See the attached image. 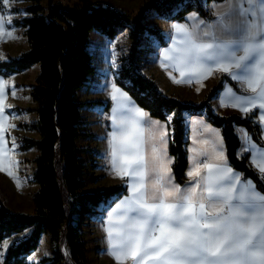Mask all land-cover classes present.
<instances>
[{
    "label": "trees",
    "instance_id": "obj_1",
    "mask_svg": "<svg viewBox=\"0 0 264 264\" xmlns=\"http://www.w3.org/2000/svg\"><path fill=\"white\" fill-rule=\"evenodd\" d=\"M28 1L27 15L17 18L16 24L23 27L29 47L18 56L0 61V73L8 75L40 64V72L31 88L37 106L29 108L37 113V120L31 125L38 129L40 136H21L23 149L36 147L38 150L33 159L38 189L33 194V212L13 211L0 194V244L13 234L31 230L8 248L1 264H37L27 256L39 248L43 234L49 235L53 255L44 256L39 264H87L90 248L82 228L83 204L98 205L125 190L123 185L92 192L85 190L89 164L81 156L86 148L80 146L78 140L90 136L91 132L85 129L82 109L85 102L79 100L78 95L96 72L95 55L90 49L94 30L113 38L128 28L130 53L121 56L122 65L115 80L152 116L168 120L169 114H174L169 121V151L174 156L172 167L179 184L188 181L190 137L185 113L206 112L210 121L223 132L231 164L245 177L253 178L264 192V173L253 166L248 153H238L240 137L236 125H245L261 142V126L252 117L255 114L218 115L213 111L211 101L228 80L225 75L196 104L178 95L166 94L153 76L143 72L146 54L151 51L143 46V37L154 35L165 43L162 30L145 22L149 10L155 8L161 15L176 20H184L192 10L211 17L201 0L144 3L137 12L95 0H79L73 5L62 0ZM229 81L236 86L233 80ZM92 103L103 102H86Z\"/></svg>",
    "mask_w": 264,
    "mask_h": 264
},
{
    "label": "snow or ice",
    "instance_id": "obj_2",
    "mask_svg": "<svg viewBox=\"0 0 264 264\" xmlns=\"http://www.w3.org/2000/svg\"><path fill=\"white\" fill-rule=\"evenodd\" d=\"M3 2L8 4L9 0ZM228 4L207 32L199 28L203 22H198L191 31L185 25H175V31L183 33L187 40L183 48L173 49L179 55L166 50L164 61H171L179 72L181 79L172 77L177 84L193 83L191 77L199 78L196 82H200L214 71L231 74L241 87L246 85L245 91L253 94L238 97L231 106L244 113L253 108L264 110V0H228ZM245 4L249 5L247 10ZM256 5L260 6L258 22ZM10 35L4 31V18L0 17V37ZM162 67L167 69L169 64L162 62ZM3 88L0 82V93ZM112 91L113 99L120 93L128 112L116 122L119 131L111 133L112 171L117 177L136 179L131 184L132 195L117 205L116 212L123 209V213L114 212L107 221L108 254L116 264L129 260L132 264H264V195H256L253 185L243 184L240 187L250 194L234 195L240 177L228 166L224 151L216 152L215 146L212 162L194 166L187 172V176L195 179L206 170L202 191L201 184L184 190L169 184L174 179L170 167L174 158L167 156L168 125L162 126L165 131L158 137L162 146L158 149L153 144L151 158L146 160L145 133H149L152 141L157 137L144 126L145 122L161 125L151 121L149 114L115 84ZM253 96L259 103L254 102ZM259 119L264 123V111ZM203 130L214 131L208 127ZM0 131L4 129L0 127ZM244 139H248L246 133ZM3 143L0 138V145ZM6 157L7 150L0 147V171L14 176L4 164ZM260 171L264 172V166ZM150 173L155 174L154 178L146 183ZM5 247L0 244V248Z\"/></svg>",
    "mask_w": 264,
    "mask_h": 264
},
{
    "label": "crops",
    "instance_id": "obj_3",
    "mask_svg": "<svg viewBox=\"0 0 264 264\" xmlns=\"http://www.w3.org/2000/svg\"><path fill=\"white\" fill-rule=\"evenodd\" d=\"M12 1V0H11ZM9 1V2H11ZM13 2V1H12ZM30 4V1L28 0H16L14 2V5H21L24 6L22 9L24 13L23 16L27 15V12L25 10V7ZM5 3L3 0H0V17L4 18V31L8 33H14L13 29L9 27L7 17L9 16H18V14H6L5 12ZM205 8L209 11V14L211 17H206L202 15L197 10L190 11L184 20H176V19H170V23L167 24L165 28L162 29V32L164 34L165 43L162 44L158 40V44L156 47L151 48V52L149 53V64L146 67L147 74L153 76L161 89L166 94H174L180 96L184 101L192 102V103H200L207 92L216 85L223 75H225L228 80L226 79L224 81V86L215 94L211 101V105L213 108L214 113L218 115H230V114H240L242 116L249 115L250 113H254L255 115L252 116L253 120L261 126V142H258L250 133L248 128L245 125H236V132L240 137V146L238 149L239 155H244L246 153L249 154V159L253 166H255L258 170H260V167L264 166V123H261L259 116L261 111L260 109L253 108L252 111L248 113H244L240 110V108L232 107L231 105L234 103H237V98L243 96H252L250 90L245 91L246 85L241 87V83L238 80L232 79L231 74L214 71L213 74L203 80H200V82H196L199 80L197 77H191V79L194 81L193 83H175L172 77L174 76L176 79H181L179 76V72L172 66L171 61H164V52L167 50L170 52V54L173 55H179V53H176L173 51L174 48H183L185 46V41L187 40V37L183 33H177L175 31V25L181 24L185 25L189 31L193 29L194 26H197L199 23V28L207 32L211 29V26L216 24L217 21L220 19L221 15L227 10L229 7L228 0H210L206 1V5H204ZM243 7L247 10L249 5H243ZM259 5L255 6V9L257 11L256 20L259 21ZM20 14V18H22ZM12 23V22H11ZM16 28H22V26L15 24ZM23 39H25L26 45L23 46V49H27L29 47L28 41L26 36L22 35ZM15 39L16 36L14 37ZM12 35L10 36H2L0 37V61L9 59L10 56H17L19 55L23 49L21 50H15L14 43ZM211 42V41H206ZM13 43V44H12ZM14 50V51H13ZM163 63H168L169 67L165 69L162 67ZM35 69L34 73V79L31 82L27 81V78L29 73L30 75H33L32 72ZM40 72V64L36 63L33 66H31L28 69H25L20 72H11L8 75H5L3 73H0V82L3 83V93H0V106L3 107V112L0 113V124L1 126L6 123V121H11L12 124H17L20 121L25 122L23 113H36L35 110H25L23 108H29V107H36L37 103L33 100L31 96V88L32 84L35 82L37 75ZM169 73L172 75L170 76ZM233 80L236 83V86H233L231 82L229 81ZM113 83V82H112ZM115 86L119 89H121L124 93H127V95L131 98L132 101L135 102V105L143 109L145 112L149 114V117L151 121H158L161 127H156L155 125H151L149 122H145V127L150 130V132L157 137L155 141L151 140V137L149 136V133H145L146 137V144H145V157L146 160L151 158V147L154 146L158 149L162 146L159 142V135L162 134L165 131V128L162 127L163 125H168L167 127V156L169 158H174V156L169 151V144H170V138H171V128L169 125V121L173 117V113L169 114L168 120H164L158 117H154L151 115L150 111L141 107L135 99H133L130 94L124 90L122 87H120L116 82H114ZM113 86V85H112ZM109 99V109L107 111L106 119L109 121L108 117L111 116V122L109 121L107 134L110 131V134L113 131H119V125L116 123L117 121L123 119L125 116L128 115L127 108L124 106L126 102L122 101L120 99V93H116V99L114 102L113 99V91H110V94L108 95ZM254 102L259 103L258 100H255V97L253 96ZM106 105V104H105ZM249 106L250 105H245ZM37 117V116H36ZM115 117V120L113 119ZM185 119L187 126L189 128V137H190V143L188 146L189 149V165L187 167V172L192 170L194 166H198L203 163H210L212 162V155L213 153V146H215V151L219 152L221 150L224 151L226 157H227V164L230 166L235 173H237L240 177V182L237 185V191L234 195L240 196V195H249L250 193L246 190L242 189L240 187L241 184L243 185H253L255 189L256 195H264V192L257 186L256 182L251 177H245L243 175V172L237 168H235L228 157L227 154V147H226V141L223 135V132L220 127L213 124L210 119L207 116L206 112L203 113H185ZM36 121V119L34 120ZM33 121V122H34ZM21 126V125H20ZM205 127L211 128L214 131L213 132H205L203 129ZM37 129V128H36ZM38 131V129H37ZM217 133L219 134L217 136ZM244 133L247 134V141L244 139ZM38 136H40V133L38 131ZM6 138V137H5ZM222 139V144L220 143V140ZM11 140V139H10ZM204 141H209L208 144H205ZM20 143H22L20 141ZM79 143V142H78ZM108 144V145H107ZM106 147L101 151L100 155L101 158L96 160H91V163L93 165V171L94 174L92 176H86L87 178V186L85 187L86 191L92 192V191H98L106 187H111L115 185H123L125 187L124 192L118 197H114V199L111 201L110 205L105 207V216L104 220H102L101 225L98 226V233L99 238L98 240L103 243L102 248H109V242L107 238V221L110 215H112L114 212H116L117 205L120 204L126 197H130L132 195L131 192V184L136 182L135 178L132 177H125L120 178L117 177L114 172L112 171V165H111V141L108 142ZM0 147H3L7 150V157L4 158V163L8 167H10V170L14 173V166L16 159L19 162L21 156H19V152L27 151V149L21 148L20 144L18 146H13V142L8 141V139H5L4 143L0 145ZM35 148V147H31ZM196 149V152H193V149ZM38 152V151H37ZM82 153V152H81ZM99 156V155H98ZM87 160V159H85ZM117 163H119V157L116 158ZM195 161V164H194ZM173 164L170 165L172 169V176L174 179L169 181V184H173L175 186H179L182 190H184L187 187H195L197 184H201V191L204 186V179L206 178V170L202 173L201 177H197L193 179L192 177L188 176V181L181 185L175 178V174L173 171ZM264 173V172H263ZM153 173H150L148 179L146 180V183H150L151 180L154 178ZM93 184L92 189H90V185ZM227 186V185H225ZM239 201H234V203H238ZM105 204V203H102ZM92 205V204H91ZM98 207H101V203L99 205H96ZM104 207V206H102ZM123 213V209H121L119 212H116L117 215H121ZM113 226H115V220L113 221ZM10 237V236H9ZM8 237V238H9ZM7 238L4 240L3 244L7 245L5 248H0V264L2 263L4 256L11 244H6ZM101 243V244H102ZM112 257V256H111ZM29 260L31 259V254L27 256ZM114 259V257H113ZM129 264H132V262L129 260Z\"/></svg>",
    "mask_w": 264,
    "mask_h": 264
},
{
    "label": "rangeland",
    "instance_id": "obj_4",
    "mask_svg": "<svg viewBox=\"0 0 264 264\" xmlns=\"http://www.w3.org/2000/svg\"><path fill=\"white\" fill-rule=\"evenodd\" d=\"M11 1V0H9ZM13 1V2H12ZM5 5L6 14H18V16H9L7 17L9 27L13 29L14 33L12 34V39L15 50H22L23 46L26 45L25 39H23V29L16 28V19L23 16L24 11L22 10L24 6L14 5L16 0H12ZM46 0H44L45 2ZM64 3L73 5L79 0H62ZM103 3H107L121 10H127L130 12H137L144 3H159L162 0H95ZM203 5H206V0H201ZM205 7V6H204ZM170 17L161 15L157 9L151 8L148 12V16L145 19V22L148 25H152L160 28L161 30L168 26L170 23ZM12 22V23H11ZM16 36L17 39L14 37ZM11 39V40H12ZM12 43V44H13ZM143 46L145 48H153L159 43L158 39L154 35H147L143 37L142 40ZM131 41L128 37V28L122 29L115 37L111 38L106 34L102 33L99 30H94L91 35L90 49L95 55L96 59V72L89 80L88 84L85 85L82 89L79 90L78 98L85 104L82 106L83 109V119L85 129L91 132L90 136H82L78 140V144L86 149L82 151L81 156L84 159H87L89 167L87 169V175L93 176V165L91 160H96L101 158V151L106 147L108 142L111 141L110 131L107 134V129L109 121L111 122V116L109 115L106 119L107 111L109 107H106L109 103L108 97L110 91L112 90V85L116 82V76L119 74L120 67L122 65L121 56L129 55L130 53ZM28 49V48H27ZM25 49V50H27ZM23 49V51H25ZM14 51V50H13ZM22 51V52H23ZM21 52V53H22ZM146 54L145 65L143 72L147 74L146 67L149 64V53ZM20 53V54H21ZM19 54V55H20ZM18 56V55H17ZM35 69L32 74L29 73L27 81L31 82L34 79ZM149 75V74H148ZM113 82V83H112ZM35 83V82H34ZM33 83V84H34ZM32 84V85H33ZM117 84V83H116ZM32 96V95H31ZM101 100L103 103H92L86 104L88 101ZM115 102V99H114ZM106 104V105H105ZM33 108V107H29ZM29 108H23L29 111ZM31 111V110H30ZM25 122H19L16 125L12 124L11 121H6L0 127L4 131H0V138L5 141L8 139L9 142H13V146H18L20 144L22 148L21 136H31L39 137L38 131L35 127H32L33 121L37 120V115L33 113H23ZM36 122V121H34ZM25 123L26 125H21ZM6 137V138H5ZM11 139V140H10ZM107 144V145H106ZM37 148H28L27 151L19 152L21 156L20 161L16 159L14 166V176H9L7 172L0 171V194L6 201L7 205L13 211H34L33 203V194L38 189V184L34 181V168L35 163L33 161L34 157L37 155ZM99 155V156H98ZM5 164V163H4ZM87 178V177H86ZM19 183V186H18ZM90 189H92L93 184H89ZM107 188V187H106ZM120 196V195H119ZM118 196V197H119ZM114 199V197H112ZM112 198L108 199L105 202H101V207L96 205H91L90 202L83 204V224L82 228L85 231L84 237L87 240L89 245L88 251V263L87 264H116L115 260L111 255L108 254L107 248H102L103 243L98 240V226L101 225L102 220L105 216V207L110 205ZM112 199V200H111ZM86 202V201H85ZM105 203V204H102ZM99 205V204H98ZM104 206V207H102ZM30 229L22 233H16L7 237L6 244H13L18 239L28 235ZM4 242V241H3ZM102 243V244H101ZM10 245V246H11ZM9 246V247H10ZM53 250L49 242V235L43 234L42 239L39 244V248L31 253L32 261H35L37 264L40 263V260L44 256H52ZM128 262V261H127ZM129 264V263H126Z\"/></svg>",
    "mask_w": 264,
    "mask_h": 264
},
{
    "label": "bare ground",
    "instance_id": "obj_5",
    "mask_svg": "<svg viewBox=\"0 0 264 264\" xmlns=\"http://www.w3.org/2000/svg\"><path fill=\"white\" fill-rule=\"evenodd\" d=\"M183 5V4H182Z\"/></svg>",
    "mask_w": 264,
    "mask_h": 264
}]
</instances>
